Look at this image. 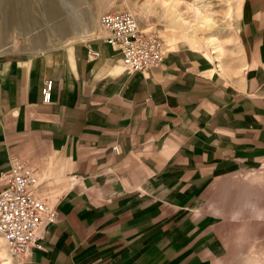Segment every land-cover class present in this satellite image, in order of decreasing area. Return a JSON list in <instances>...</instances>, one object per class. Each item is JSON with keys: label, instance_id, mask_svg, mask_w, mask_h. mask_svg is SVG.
<instances>
[{"label": "crops", "instance_id": "crops-1", "mask_svg": "<svg viewBox=\"0 0 264 264\" xmlns=\"http://www.w3.org/2000/svg\"><path fill=\"white\" fill-rule=\"evenodd\" d=\"M100 31L0 56V190L14 157L58 210L26 264H226L213 194L264 160V0L242 3L229 76L182 43L126 73ZM0 264H15L1 237Z\"/></svg>", "mask_w": 264, "mask_h": 264}, {"label": "rangeland", "instance_id": "rangeland-1", "mask_svg": "<svg viewBox=\"0 0 264 264\" xmlns=\"http://www.w3.org/2000/svg\"><path fill=\"white\" fill-rule=\"evenodd\" d=\"M243 1L0 0V56L70 46L101 34L102 12L124 9L135 15L141 29L153 32L168 48L182 43L204 51L229 76L236 72ZM213 195L217 212L228 223L226 264H264V160L227 175Z\"/></svg>", "mask_w": 264, "mask_h": 264}, {"label": "built area", "instance_id": "built-area-1", "mask_svg": "<svg viewBox=\"0 0 264 264\" xmlns=\"http://www.w3.org/2000/svg\"><path fill=\"white\" fill-rule=\"evenodd\" d=\"M99 27L105 33V43L121 55V67L126 73L146 72L163 61L168 50L163 40L153 32L140 28L129 10H106L99 16ZM92 57L99 53L92 51ZM53 81H44L41 97L51 98ZM112 151L119 153L114 145ZM4 187L0 190V237L4 240L15 264H26L41 241L47 226L55 223L58 210L48 195L37 193L40 180L31 165L9 157V167L2 173Z\"/></svg>", "mask_w": 264, "mask_h": 264}, {"label": "bare ground", "instance_id": "bare-ground-1", "mask_svg": "<svg viewBox=\"0 0 264 264\" xmlns=\"http://www.w3.org/2000/svg\"><path fill=\"white\" fill-rule=\"evenodd\" d=\"M38 177H39V175H38ZM39 179H40V177H39Z\"/></svg>", "mask_w": 264, "mask_h": 264}]
</instances>
